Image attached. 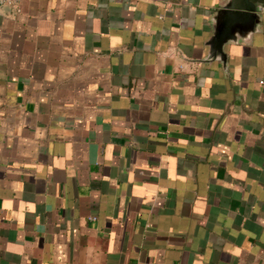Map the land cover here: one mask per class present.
<instances>
[{"label":"crops","instance_id":"0c3cea01","mask_svg":"<svg viewBox=\"0 0 264 264\" xmlns=\"http://www.w3.org/2000/svg\"><path fill=\"white\" fill-rule=\"evenodd\" d=\"M0 7V264H264V10Z\"/></svg>","mask_w":264,"mask_h":264},{"label":"water","instance_id":"95a60500","mask_svg":"<svg viewBox=\"0 0 264 264\" xmlns=\"http://www.w3.org/2000/svg\"><path fill=\"white\" fill-rule=\"evenodd\" d=\"M261 10H264V0H229L217 43L222 44L229 31L253 29L257 24Z\"/></svg>","mask_w":264,"mask_h":264},{"label":"built area","instance_id":"2783aa9c","mask_svg":"<svg viewBox=\"0 0 264 264\" xmlns=\"http://www.w3.org/2000/svg\"><path fill=\"white\" fill-rule=\"evenodd\" d=\"M21 0H0V7L19 4Z\"/></svg>","mask_w":264,"mask_h":264}]
</instances>
